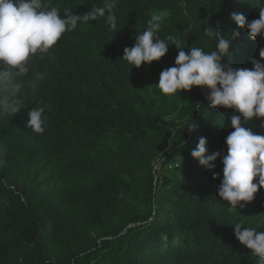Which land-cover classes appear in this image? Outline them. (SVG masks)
<instances>
[{"label":"trees","instance_id":"16d2710c","mask_svg":"<svg viewBox=\"0 0 264 264\" xmlns=\"http://www.w3.org/2000/svg\"><path fill=\"white\" fill-rule=\"evenodd\" d=\"M45 3L63 16L105 0ZM260 7L264 0H118L115 30L104 18L81 22L32 57L16 77L20 109L0 116V264H260L234 225L264 231V188L234 209L218 196L221 160L208 169L191 156L201 137L208 154L227 153L235 110L212 107L207 89L169 96L152 86L175 66L173 43L216 50L206 27L231 39L225 63L251 69L264 38L250 39L231 14L252 21ZM154 14L168 52L133 67L123 50ZM41 107L47 123L36 134L28 113ZM262 120L247 127L264 135ZM192 121L199 127L189 134Z\"/></svg>","mask_w":264,"mask_h":264},{"label":"clouds","instance_id":"9594fccd","mask_svg":"<svg viewBox=\"0 0 264 264\" xmlns=\"http://www.w3.org/2000/svg\"><path fill=\"white\" fill-rule=\"evenodd\" d=\"M117 3L118 0H105L103 7L93 4L91 10L82 15L68 11L61 16L60 10L45 0H0V92H8V95H0V116L15 114L20 109L14 98L21 87L16 77L29 72L32 57L48 53L63 34L75 30L81 22L104 18L115 30ZM231 19L238 28L247 29L250 39L264 38V7L259 8L258 19L248 21L243 14L237 13H232ZM161 20L160 14L151 17L147 28L136 36L134 45L124 48L123 60L139 68L165 56L171 37L162 39L158 35ZM204 33L216 39V50L205 52L192 46L186 53L178 42L173 43L179 50L175 66L164 69L156 85L162 94L169 96L181 90L191 91L194 86L207 89L212 107L235 110L230 116V127L234 131L225 140L227 153L208 154L207 139L201 137L191 156L208 169L213 168L219 158L223 168L218 196L234 209L243 208L254 200L259 189L264 188V135L253 131L255 125L247 127L254 118H264V48L259 50L260 59H251V69L233 67L224 62V57L231 55V39L223 35L219 26L206 27ZM230 36L236 39L240 32L233 29ZM44 111L43 107L32 108L28 113L27 125L36 134L45 132ZM198 127L192 121L185 129L191 134ZM259 127L264 130V120ZM220 175L216 173L213 178ZM234 235L260 264H264V231L236 223Z\"/></svg>","mask_w":264,"mask_h":264},{"label":"rangeland","instance_id":"374dc122","mask_svg":"<svg viewBox=\"0 0 264 264\" xmlns=\"http://www.w3.org/2000/svg\"><path fill=\"white\" fill-rule=\"evenodd\" d=\"M159 82L153 81L152 82V86L154 89H158V86L156 84H158ZM177 165V164H176Z\"/></svg>","mask_w":264,"mask_h":264}]
</instances>
